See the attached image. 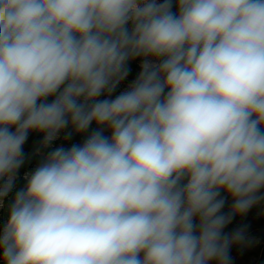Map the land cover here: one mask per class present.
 Segmentation results:
<instances>
[{"label": "clouds", "instance_id": "9594fccd", "mask_svg": "<svg viewBox=\"0 0 264 264\" xmlns=\"http://www.w3.org/2000/svg\"><path fill=\"white\" fill-rule=\"evenodd\" d=\"M173 2L0 0V211L30 132L87 134L25 173L0 264H231L264 200V0Z\"/></svg>", "mask_w": 264, "mask_h": 264}, {"label": "rangeland", "instance_id": "374dc122", "mask_svg": "<svg viewBox=\"0 0 264 264\" xmlns=\"http://www.w3.org/2000/svg\"><path fill=\"white\" fill-rule=\"evenodd\" d=\"M175 10L174 0L173 11ZM140 63L141 60L139 58L130 62L129 67L131 71L129 77L118 85L116 91L113 93V97L118 95L121 91L126 90L132 80L135 79L136 75L140 71ZM100 98L103 99L104 97L102 96ZM61 137L62 135L60 134L59 138ZM60 146H63V144L59 143L58 147ZM230 205L231 200L227 199L223 209L225 213L230 210ZM240 228L244 229L245 240L242 243L235 244L231 247L229 252L231 264H253L262 245H264V200L252 207L245 215L234 217L232 223L229 224L224 231L232 233Z\"/></svg>", "mask_w": 264, "mask_h": 264}, {"label": "trees", "instance_id": "16d2710c", "mask_svg": "<svg viewBox=\"0 0 264 264\" xmlns=\"http://www.w3.org/2000/svg\"><path fill=\"white\" fill-rule=\"evenodd\" d=\"M49 99L51 100V98ZM93 127H95V125H93ZM67 131L72 130L68 129ZM105 134H107V132ZM61 135L62 137L58 140H55L50 148H43L41 146L43 135L36 132L29 133L28 139L23 146L25 160L24 164L18 172L17 179L15 181V189L13 190V193H10L9 196L5 198L3 210L0 211V230H2L3 225L7 220L8 207L11 203L14 191L16 189L24 187V185L26 184L25 173L32 172L40 164L47 152L58 147L59 143H62L64 147H70L72 144H80L86 138L87 134L73 133L71 138L68 140L64 139V132H62ZM253 264H264V245H262L259 254L257 255V258Z\"/></svg>", "mask_w": 264, "mask_h": 264}]
</instances>
